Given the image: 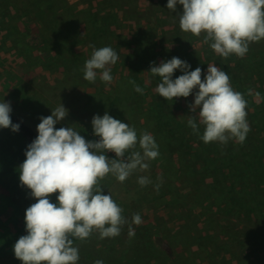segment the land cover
Wrapping results in <instances>:
<instances>
[{
	"label": "rangeland",
	"instance_id": "obj_1",
	"mask_svg": "<svg viewBox=\"0 0 264 264\" xmlns=\"http://www.w3.org/2000/svg\"><path fill=\"white\" fill-rule=\"evenodd\" d=\"M167 4L0 0V102H10L12 113L37 133L40 118L63 104L68 115L57 129L73 127L91 141L85 125L93 130L94 115L107 112L134 127L138 139L147 131L158 144L160 154L148 161V170H137L124 182L111 174L100 181L128 223L133 214L141 215L142 223L132 224L135 235L129 237L127 224L114 238L100 239L94 232L73 244L79 250L77 264H264V39L251 43L245 57L225 59L211 41L205 43L204 33L197 37L181 30L182 5L172 11ZM92 46H110L118 54L109 66L111 83L99 76L95 82L84 79ZM172 57L187 61L190 71L200 67L202 80L208 64L229 75L233 89L247 101L251 130L242 144L204 143L198 119L199 135L193 133L187 121L198 88L171 101L155 92L160 77L150 67ZM182 74L175 70L173 79ZM132 80L143 94L134 91ZM12 140L28 138L20 129L0 128V264H16L14 245L27 234L26 209L37 201L21 185ZM140 176L151 183L141 187ZM58 195L51 194L50 201L58 203ZM247 227L258 235L257 244ZM237 230L245 248L228 239ZM224 241L229 245L224 247Z\"/></svg>",
	"mask_w": 264,
	"mask_h": 264
},
{
	"label": "clouds",
	"instance_id": "obj_2",
	"mask_svg": "<svg viewBox=\"0 0 264 264\" xmlns=\"http://www.w3.org/2000/svg\"><path fill=\"white\" fill-rule=\"evenodd\" d=\"M177 4L183 6L181 30L197 37L204 33L205 43L211 41L210 47L225 59L232 54L245 57L251 43L264 39V0H168L167 8L175 11ZM92 47L91 57L84 64V79L95 82L99 76L111 83L109 66L116 64L118 54L110 46ZM190 68L178 57L159 66L153 62L149 72L160 77L155 92L171 101L186 98L198 88L187 121L193 133L199 135V125H203L201 139L206 144H226L229 140L242 144L251 130L244 95L233 89L229 75L218 66L208 64L203 80L200 67ZM177 69L183 74L173 79ZM130 83L134 91L143 94L144 89L134 80ZM11 112L10 102H0V128L18 132L20 125L12 122ZM67 115L68 109L61 104L51 115L40 118L38 136L27 146L26 160L19 166L21 185L37 198L26 209L27 234L14 245L15 256L23 264H77L79 250L70 237L84 241L97 232L100 239L114 238L125 224L129 237H133L132 224L142 223L139 213L128 223L111 193L104 194L100 181L111 174L124 182L135 171L148 170V161L160 154L153 135L144 131L138 139L134 127L105 112L94 115L91 122L99 139L86 141L73 127H55ZM108 152L115 153V158ZM138 183L144 187L151 180L140 176ZM57 192L58 203H53L50 195Z\"/></svg>",
	"mask_w": 264,
	"mask_h": 264
},
{
	"label": "trees",
	"instance_id": "obj_3",
	"mask_svg": "<svg viewBox=\"0 0 264 264\" xmlns=\"http://www.w3.org/2000/svg\"><path fill=\"white\" fill-rule=\"evenodd\" d=\"M32 3V2H31ZM30 3V4H31ZM35 5V4H33ZM36 6H39L38 4H36ZM11 119L13 123H18L20 125V130L23 131L24 136H26L28 138V141H21V140H12L11 146H12V150H11V154L12 156L18 160L19 164L21 165L25 160H26V149L27 146L38 136V133L29 125L25 124L19 117H17L15 114H13L12 112L10 113ZM85 125V124H84ZM92 129L89 128L87 125H85L84 128V134L85 136L89 139V140H97V136L92 134ZM15 201H17L15 199ZM25 202L28 204H31V201L27 198L25 200ZM19 206H24V202H22L21 200L18 201ZM224 227V226H223ZM222 228V226H221ZM249 229V233H250V237L252 239V244L255 245L258 242V235L252 232V228L247 227ZM240 237H243L242 234H240V230H237V232L232 231L230 233V237L228 239H230L233 242H239L240 243V248H245V246L242 244V240L240 239ZM73 239V244L76 243L77 241H80L79 239H76L74 237H70ZM247 238V237H246ZM246 241V239H245ZM224 247L228 246V242L224 241L223 243H221ZM16 264H23V262L20 259H17Z\"/></svg>",
	"mask_w": 264,
	"mask_h": 264
},
{
	"label": "built area",
	"instance_id": "obj_4",
	"mask_svg": "<svg viewBox=\"0 0 264 264\" xmlns=\"http://www.w3.org/2000/svg\"><path fill=\"white\" fill-rule=\"evenodd\" d=\"M99 139V137H97V140ZM108 154L109 155H112V156H114L115 157V153H113V152H108Z\"/></svg>",
	"mask_w": 264,
	"mask_h": 264
}]
</instances>
